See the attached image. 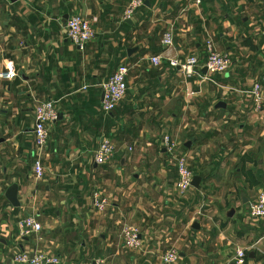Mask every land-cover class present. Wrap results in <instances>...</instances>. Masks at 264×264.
<instances>
[{
	"label": "crops",
	"instance_id": "obj_1",
	"mask_svg": "<svg viewBox=\"0 0 264 264\" xmlns=\"http://www.w3.org/2000/svg\"><path fill=\"white\" fill-rule=\"evenodd\" d=\"M129 1L0 0V72L18 74L0 79V264L36 252L60 264H164L171 249L177 264H237L240 249L242 264H264V219L249 212L264 192V109L250 93L261 82L264 95V0H144L124 20ZM74 15L96 31L82 49L67 36ZM209 43L231 58L226 74L209 82L170 66L198 57L206 75ZM121 66L126 97L105 113L101 85ZM45 101L59 119L39 155L35 110ZM166 137L187 152L199 188L179 191ZM105 140L116 154L98 165ZM12 185L19 207L5 197ZM96 193L110 202L103 212ZM31 216L43 229L23 237L19 222ZM125 225L139 229L141 249L125 247Z\"/></svg>",
	"mask_w": 264,
	"mask_h": 264
},
{
	"label": "built area",
	"instance_id": "obj_2",
	"mask_svg": "<svg viewBox=\"0 0 264 264\" xmlns=\"http://www.w3.org/2000/svg\"><path fill=\"white\" fill-rule=\"evenodd\" d=\"M143 5L144 0H130L124 12V20H132L137 11L142 8ZM66 28L68 39L80 49L84 48L88 43L96 38V31L91 21L85 17L79 15L72 16L68 20ZM262 36H264V30L262 31ZM162 43L166 47H172L174 44V37L172 33H166L163 37ZM152 62L158 65L161 62V59L159 57H155L152 59ZM231 65V58L228 55L221 54L216 51L214 45L211 43L208 44L207 58L204 63V68L207 69L206 75L202 74L203 68L200 66L198 57H190L183 63L175 58L170 60V66L179 69V71L187 77L198 76L199 78L209 82L213 81V76L215 75L226 74L231 68ZM129 71V67L121 66L110 78V80L101 85L103 91L102 109L105 113L113 112L126 97L128 90L127 76ZM17 76L18 74L14 70L0 72V79L4 81H13L17 78ZM250 93L255 100L256 111H263L264 95L262 85L260 83H256ZM35 115V143L36 149L40 155L48 146L50 126L58 121L59 113L55 102L45 101L37 106ZM163 146L168 153L173 155L175 154L174 157L177 162L179 175L178 189L181 193H186L193 188L192 184L194 180V174L188 166L187 156H177V145L169 137L164 139ZM115 154L116 149L114 144L109 140H105L95 155V161L98 165H105L115 157ZM34 171L37 179L42 180L44 177V166L40 156L35 161ZM93 204L95 209L99 212L105 211L110 206L108 199L104 198L99 193L94 195ZM249 212L253 219H264V192L261 193L256 200L249 203ZM18 228L21 236L23 237L39 233L43 229L41 223L32 216L20 221ZM122 239L125 247L130 250L136 251L142 248L140 231L135 226L125 225L122 229ZM245 257V251L242 249L238 250L235 258L236 263L242 264ZM178 261L179 252L175 249L169 250L163 257L164 264H177ZM13 262L15 264H60L57 257L39 252L17 254L14 256Z\"/></svg>",
	"mask_w": 264,
	"mask_h": 264
},
{
	"label": "water",
	"instance_id": "obj_3",
	"mask_svg": "<svg viewBox=\"0 0 264 264\" xmlns=\"http://www.w3.org/2000/svg\"><path fill=\"white\" fill-rule=\"evenodd\" d=\"M11 3H15L18 0H9ZM69 18V17H67ZM132 52V51H130ZM129 52V53H130ZM204 73H207V69H204ZM221 106V105H220ZM190 143L187 144V147H190ZM201 183V178L196 176L194 177L192 186L195 188H199ZM19 187L17 185H12L5 193V197L12 203L13 206L19 207L20 203L18 201Z\"/></svg>",
	"mask_w": 264,
	"mask_h": 264
},
{
	"label": "rangeland",
	"instance_id": "obj_4",
	"mask_svg": "<svg viewBox=\"0 0 264 264\" xmlns=\"http://www.w3.org/2000/svg\"><path fill=\"white\" fill-rule=\"evenodd\" d=\"M260 83H261V82H260ZM261 85H262V83H261ZM182 148H183V146H182ZM177 149H178V148H177ZM177 149H176V152H177ZM176 152H175V153H176ZM184 152H185V151H184V148H183V151H181L180 148L178 149V155H180V154H184V155L186 156V155H187V154H186L187 152H185V153H184ZM179 153H180V154H179ZM168 154H169V156H170L171 159H173L174 161H176V159H175V157H174L175 154H174V155L171 154V153H168ZM189 168H190V167H189ZM190 170H191L192 172H194L192 168H190ZM121 239H122V231H121ZM122 241H123V239H122ZM170 249H171V248H170ZM175 250H176V249H175Z\"/></svg>",
	"mask_w": 264,
	"mask_h": 264
}]
</instances>
